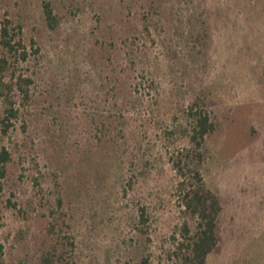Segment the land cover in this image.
I'll use <instances>...</instances> for the list:
<instances>
[{
    "label": "rangeland",
    "instance_id": "1",
    "mask_svg": "<svg viewBox=\"0 0 264 264\" xmlns=\"http://www.w3.org/2000/svg\"><path fill=\"white\" fill-rule=\"evenodd\" d=\"M42 1L0 0V19L7 11L40 48L31 98L0 134L13 158L0 178V264H41L58 196L76 264H169L181 222L169 157L191 147L196 100L216 122L202 173L222 204L207 262L264 264V0H48L55 29ZM201 7L206 59L188 35Z\"/></svg>",
    "mask_w": 264,
    "mask_h": 264
},
{
    "label": "trees",
    "instance_id": "2",
    "mask_svg": "<svg viewBox=\"0 0 264 264\" xmlns=\"http://www.w3.org/2000/svg\"><path fill=\"white\" fill-rule=\"evenodd\" d=\"M43 15L49 29H55L61 18L48 0L41 2ZM206 10L201 7L197 21L190 20L188 35L198 53L206 59L210 43ZM40 48L31 39L27 44L22 35V26L14 23L4 11L0 19V100L3 104L0 117V134L8 136L19 109L31 98L33 77L29 65L30 57L38 58ZM190 119L189 141L191 147L182 148L169 159L176 172L178 182V204L181 222L170 236L172 249L168 252L169 264H208L207 257L218 249L220 213L222 204L218 194L204 180L202 167L206 159L203 148L205 137L214 131L216 122L203 103L197 100L188 106ZM13 160L11 150L0 146V178L7 175L8 164ZM9 205L15 204L8 202ZM60 196L48 210L47 226L42 238L41 264H76L73 260L75 243L69 233L70 224L63 210ZM145 210L140 212V222L145 223ZM142 258L140 264H147Z\"/></svg>",
    "mask_w": 264,
    "mask_h": 264
}]
</instances>
